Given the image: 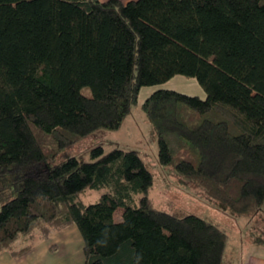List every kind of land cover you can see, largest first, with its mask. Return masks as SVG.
Here are the masks:
<instances>
[{"label":"trees","instance_id":"trees-1","mask_svg":"<svg viewBox=\"0 0 264 264\" xmlns=\"http://www.w3.org/2000/svg\"><path fill=\"white\" fill-rule=\"evenodd\" d=\"M196 77L205 97L159 88L140 107L157 157L231 211L264 204V0H0V251L75 224L82 264H222L227 232L149 197L134 150L74 156L67 146L118 128L144 85ZM106 188L83 204L86 188ZM120 218L115 219V213ZM26 235L29 243L14 248Z\"/></svg>","mask_w":264,"mask_h":264},{"label":"rangeland","instance_id":"rangeland-1","mask_svg":"<svg viewBox=\"0 0 264 264\" xmlns=\"http://www.w3.org/2000/svg\"><path fill=\"white\" fill-rule=\"evenodd\" d=\"M159 88L173 89L185 94L202 95L205 92L196 77L176 74L159 84L144 85L138 94V103L115 129L100 128L64 148L51 162L55 164L70 156L80 161L89 160V151L101 145L104 151L112 148L134 150L143 159L152 173L153 182L149 197L155 206L171 214L183 216L196 214L217 223L227 232L222 264H249L244 257L259 256L264 259V204L257 210L235 213L216 201L194 181L180 175L173 166L161 164L157 157V136L140 107V103ZM14 174L0 175V206L16 195ZM106 188H86L77 196L83 204L96 202ZM120 218V212L115 213ZM47 237L34 236V247L26 254L12 258L8 250L0 253L7 256L6 264H82V238L75 224L62 228H49ZM29 243L26 235L13 243L14 248ZM249 258V259H250ZM253 258L251 259L252 262ZM264 264V262H258Z\"/></svg>","mask_w":264,"mask_h":264},{"label":"crops","instance_id":"crops-1","mask_svg":"<svg viewBox=\"0 0 264 264\" xmlns=\"http://www.w3.org/2000/svg\"><path fill=\"white\" fill-rule=\"evenodd\" d=\"M127 1H129V0H121V2H123V3L127 2ZM198 96L200 98H204L202 95H198ZM1 252L2 251H0V253ZM3 254L0 255V264H6V262H8L7 256L6 255L3 256ZM249 258H250L249 256L246 258L244 257V262H248L249 264H258V262H264V259H262L261 257H259L257 255L252 257L253 258L252 262H251L252 258H250V259ZM245 264H247V263H245Z\"/></svg>","mask_w":264,"mask_h":264}]
</instances>
